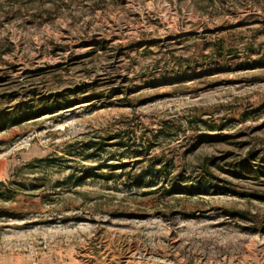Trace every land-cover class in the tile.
Returning <instances> with one entry per match:
<instances>
[{"label": "rangeland", "instance_id": "rangeland-1", "mask_svg": "<svg viewBox=\"0 0 264 264\" xmlns=\"http://www.w3.org/2000/svg\"><path fill=\"white\" fill-rule=\"evenodd\" d=\"M0 264H264V0H0Z\"/></svg>", "mask_w": 264, "mask_h": 264}, {"label": "trees", "instance_id": "trees-1", "mask_svg": "<svg viewBox=\"0 0 264 264\" xmlns=\"http://www.w3.org/2000/svg\"><path fill=\"white\" fill-rule=\"evenodd\" d=\"M57 103H58V102H55V103H54L55 106L51 107V109H53V108H54V109H60L62 105L60 106V105H58ZM44 109H45V112H44V113H47L46 111H48V110L50 109V107H49V108H44ZM46 109H47V110H46Z\"/></svg>", "mask_w": 264, "mask_h": 264}]
</instances>
